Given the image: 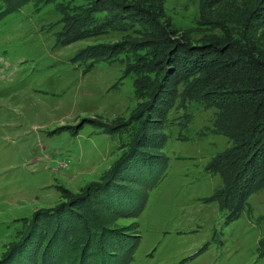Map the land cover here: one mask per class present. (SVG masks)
Here are the masks:
<instances>
[{
	"label": "rangeland",
	"instance_id": "obj_1",
	"mask_svg": "<svg viewBox=\"0 0 264 264\" xmlns=\"http://www.w3.org/2000/svg\"><path fill=\"white\" fill-rule=\"evenodd\" d=\"M102 3L120 28L60 41ZM237 39L264 59V0H0V264H264V190L231 220L212 196L206 165L232 145L217 109L186 100L162 121L148 105L177 47ZM141 121L166 142L148 154L138 140L144 162L105 179ZM163 161L146 192L138 167Z\"/></svg>",
	"mask_w": 264,
	"mask_h": 264
},
{
	"label": "trees",
	"instance_id": "obj_2",
	"mask_svg": "<svg viewBox=\"0 0 264 264\" xmlns=\"http://www.w3.org/2000/svg\"><path fill=\"white\" fill-rule=\"evenodd\" d=\"M102 4L103 7L99 4L97 8H78L81 14L64 27L65 34L60 41L64 43L69 37L71 41L75 37H86L120 28L115 25L119 22L120 9L108 5L111 9L105 7V3ZM130 7L133 10L138 9V7ZM99 11L106 12L103 19L93 16V13ZM148 19L149 17L146 16L143 20L147 22ZM238 40H229L228 44L224 45L226 47L220 45V48L215 49H209L211 44L196 48L192 45L177 47L175 51L183 53L172 56V60L168 59L171 67H174L173 70L168 73L165 71L159 83L152 84L153 87L150 86L148 90L149 97H152V102H148V105L152 103L156 113L162 111L163 106L166 110L162 121L167 119L172 108H177L186 100H194L204 104L206 108L217 109L214 113V130L228 137L232 145L214 156L206 166L222 180L220 189L212 196L219 201L221 209L229 211V220L240 215L246 203H249L248 200L252 193L264 190V59L247 50V47ZM208 50L216 51L217 54H208ZM83 53L85 54L86 51ZM75 56V58H81L82 54L78 53ZM217 60L221 64V66H216L218 72L213 65V61ZM178 81L181 82V86H178ZM164 95L169 96L170 100H166L167 97ZM138 126L140 129L134 132L133 142L128 151H124V155L110 167L105 179L110 178L119 170L125 171L137 162H144L145 156L142 157L136 147L138 140L143 142L142 149L148 154L166 142L167 138L164 134L154 138L153 135L156 132L151 127L147 129L149 131L144 137L146 129L143 121L138 123ZM144 164L137 170L142 172V175L148 174L150 170L148 180L147 178L139 179L148 181H146V192H148V189L158 184L165 174L167 162L163 161L160 172L152 165L147 168ZM144 201L145 199L140 202L141 206ZM138 207L140 204L135 206L134 215L130 216L135 217L140 213ZM261 236L258 250L260 255L264 256V232ZM136 244L137 242L131 243L132 247L127 249L126 259L131 256Z\"/></svg>",
	"mask_w": 264,
	"mask_h": 264
}]
</instances>
